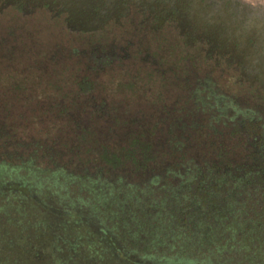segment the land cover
Wrapping results in <instances>:
<instances>
[{
	"label": "flooded vegetation",
	"instance_id": "af4514ba",
	"mask_svg": "<svg viewBox=\"0 0 264 264\" xmlns=\"http://www.w3.org/2000/svg\"><path fill=\"white\" fill-rule=\"evenodd\" d=\"M0 130V153L38 142L86 183L128 195L125 209L138 198L168 218L175 192L264 172V20L214 0H0ZM60 206L36 239L47 257L68 262L78 237L83 258L140 264L86 205Z\"/></svg>",
	"mask_w": 264,
	"mask_h": 264
},
{
	"label": "trees",
	"instance_id": "16d2710c",
	"mask_svg": "<svg viewBox=\"0 0 264 264\" xmlns=\"http://www.w3.org/2000/svg\"><path fill=\"white\" fill-rule=\"evenodd\" d=\"M214 2L226 6L231 5L238 12L246 14V16L264 20V0H214ZM2 133H4V130H0V140L3 137ZM25 144L23 141L17 140L12 149L9 148L10 150L8 149L0 153V252L6 254L8 261L11 262L10 264H71L69 261H73L74 255L75 257L76 255L78 256L76 260L74 257L73 264H93L92 261L94 259V264H98L102 257L96 249L93 250L90 246L89 248L93 251H90L84 258L82 257L83 252L79 249L82 244L79 242L78 237L70 246L73 253H69L70 255L67 257L68 262L64 259L63 255L59 256V258L52 257L51 259L45 255L41 256L43 254L40 246L36 245V239L41 233L43 235L46 233H44L47 230L44 218L45 213L52 214V210L55 209L53 205L49 206L51 209H46L45 205H47V202L44 201L46 198L42 196H54L57 199L56 202H60V199H69L83 203L93 211L92 216L96 217L97 220H101V225L105 221L104 217L107 212L104 210L105 203H108L110 197L119 199V196L117 193H112L111 191L107 193L105 186L98 185L97 181L90 182L91 178L86 183L84 179L88 178L80 173L77 174V170L70 172L66 166L59 165L53 157L46 156L43 152L41 154L38 153V148H41L40 143L34 142L32 144L29 142V145L33 147L30 153L23 151V148L27 147ZM24 154H27V156ZM248 175L249 173L246 176ZM256 175L257 178H254ZM237 179L236 184L231 185L228 196L216 199L215 203L217 205L219 203H230L238 199L241 205L244 202L243 204L246 207L244 211L239 209L231 211L229 209L222 213H213L211 210L212 205H209L210 200H201L200 194L211 187L212 189L220 187L222 181L210 177L208 181H205L206 179L201 182L199 181L200 183L195 190L196 193L189 191L191 189L188 187V194L180 199L178 193L175 192L173 196L175 203H172L171 206L169 205L167 210L171 216L165 219L160 217V209H157L156 214H154L152 209H149L147 210V215H145V201L141 199L136 198L134 199L135 202H129L130 206L138 208L143 215L140 219L135 220L137 224L142 225V221H149L155 219V217H159L163 228L158 229L156 233H154L155 231L152 228L147 233L145 231L134 232L128 229L127 232H122L118 228L119 226H113L107 228V230L101 228L99 231L105 234L107 241L113 243L114 246H116V243L113 241L111 234L112 236L117 235L116 238L118 239H123L125 245H131L133 242L131 235L133 232L136 233L134 235L135 242L132 244L134 245L135 253L139 254L138 257L142 260L140 264H147L148 262L150 264H207L208 261L211 264H225L227 260H229L230 264H264V246H257L254 243L253 236L255 235L256 239H261L264 236L261 230H259L260 235H256V230L262 229L261 225L256 227L255 224V227H251V224H254L255 221H245V216L249 215L251 211L256 212L260 210L264 213V172L253 174L251 179L244 177ZM185 187L183 186V189ZM72 194H75L74 198L70 197ZM127 196H125L124 200L122 199L123 203H126ZM244 196H247V198ZM36 198L40 200L39 203L35 202ZM32 204L36 205V207L45 208V210H42L43 212L41 210L40 212L34 210L32 213L27 209ZM156 208H158L157 205ZM149 216L152 217L146 219ZM256 216L260 215L257 214ZM4 217H7L9 221L13 217L15 221L13 219L11 221L15 223L12 227H9L10 225H6V227L4 225L6 223H1ZM82 217H79L75 224H80ZM239 224L241 225L240 231H238ZM49 228L54 229L53 222ZM169 229L174 232L185 230V237L192 239V242H189L191 244L200 238H202L201 240L215 242V240L220 239L223 235L226 243L221 244L220 250L218 249L217 251L220 259L215 257L210 259L211 256H206L207 251H209V248H206L207 250L203 252L202 257L206 256L207 258L200 260L202 257H199V255H191L189 258H181L180 262L177 263L176 256L172 254V251L177 246L175 241V246H172L174 249L169 252H167V249L161 247L162 244L158 242L168 236L166 233ZM17 230L20 233L23 232L22 235L20 234L21 237L15 236ZM229 232L232 237L229 235ZM92 233L90 231V234ZM156 236L158 237L156 238ZM234 236H239V238L243 236L245 237V241H237ZM96 237L103 239L102 236ZM127 237H129V242L131 241V243H127ZM155 240L158 241L156 242ZM150 241L153 242L157 253H148L150 251L149 243H152ZM167 243L170 244V242ZM217 244L218 242L216 241ZM120 255L122 256V254ZM127 260L129 261L128 258ZM1 263L2 260L0 261Z\"/></svg>",
	"mask_w": 264,
	"mask_h": 264
},
{
	"label": "rangeland",
	"instance_id": "374dc122",
	"mask_svg": "<svg viewBox=\"0 0 264 264\" xmlns=\"http://www.w3.org/2000/svg\"><path fill=\"white\" fill-rule=\"evenodd\" d=\"M236 182L237 181L232 182V183L236 184ZM234 184L222 181V184L220 187L218 186L217 188H214V189L209 188V189L204 190V192L200 195L202 197L201 200H205V199L210 200L209 205H212L211 210L213 213H216V212L222 213V212H225L229 209H231V211H234V210L236 211V209L244 211L246 208L245 204H243L244 203L243 202L241 205V203L238 202V199H235L234 201H231L230 203H223V204L219 203L218 205H217V203H215L216 199H221L224 196H228L231 185H234ZM42 197H45L48 199L49 196H42ZM70 197L74 198L75 194H72ZM198 197H199V195H198ZM245 198H247V196ZM54 199L57 200L55 197H54ZM50 201H52V198H50ZM69 201H70L69 199L68 200L60 199V203L54 201V204L51 203L50 205H53V207L56 208V207H58V204H60L62 206V204H64V203L65 204L69 203ZM198 201H200V199H198ZM105 204L106 205L104 207V210L107 211L105 214V217H104L105 218V224H108V226L110 228L113 226H119L118 228H120V231H122V232H127V229H128L130 231L133 230L134 232H140V231L144 232L145 231L146 233L149 231L150 228H152L153 231H155L154 233H156V231L158 229L163 228V224L161 221H159V217H155V219L149 220V221H142V225L137 224V222H135V220L140 218L142 213L137 208L131 207L130 204H129V207L127 209H125L124 208L125 204L123 202H120V198L114 199L113 197L112 198L110 197L108 203L106 202ZM257 214H259L260 216H256ZM12 219H13V217H11L10 221H9V219L7 217H4L3 221H1V223H6V224H4L5 226L10 225L9 227H12V225L15 223L14 219H13L14 221H11ZM252 220H254L255 223L251 224V227H255L254 225L256 224V227L261 225V228H262V229L256 230L257 231L256 235H260L259 230H261V233L264 234V213L261 212L260 210H258L256 212L251 211L249 213V215L245 216V221L250 222ZM257 222H259V223H257ZM234 225H237V224H234ZM140 226H141V228H140ZM240 227H241V225L239 224L238 225V231H240V229H239ZM134 232L131 235L133 238V242H135L134 235L136 234ZM166 234H168V236L163 238V240L161 239L160 241H158V240H155V241L156 242L158 241L160 244H162L161 247L167 249V252L174 249V247H172V246H175L174 245V241H175L177 246L175 247L176 249H174V251H172V254H174V256H176L177 261H178L177 263L180 262L179 260L181 258H185V257L189 258V257H191V255H194V256L199 255V257H202V254H204L203 252H205V250H207L206 248H209L208 249L209 251H207L206 256H208V257L211 256L210 259H212L213 257L220 259L217 251L220 248L221 244L226 243V239H223V235L220 239L215 240V242L214 241L212 242V241L201 240L202 238H200L199 240H195V242L193 244H191L189 242L190 241L192 242V239L190 237L189 238L185 237V234H186L185 230H183L181 232H174V231H171L169 229ZM229 235L232 237L231 233ZM253 236H254V243L257 246H264V236L261 239H256L255 235H253ZM157 237L158 236H156V238ZM234 237H235V239H237V241H239V240H240V242L245 241V237H243V236H241V238H239V236H234ZM216 241L218 242L217 245H216ZM150 242H152V241H150ZM167 242H170V244ZM49 249H51V248L48 246L46 248H44V250L41 249L42 254H44L45 256H47V255L50 256V252H49L50 250ZM134 249H135L134 245H131L129 247V250L131 251V253L133 252L132 254H134V252H135ZM158 249H160V248L158 247ZM149 250L150 251L148 253H157V249L155 248L153 242L149 243ZM206 256L200 258V260L207 258ZM218 259H216V260H218ZM1 260H2L1 264H10L11 263L8 261V257L6 256V254L3 252H0V261ZM207 264H211V262L208 261ZM225 264H230L229 260H227L225 262Z\"/></svg>",
	"mask_w": 264,
	"mask_h": 264
}]
</instances>
